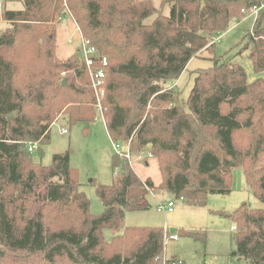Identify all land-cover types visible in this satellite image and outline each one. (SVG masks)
<instances>
[{
  "label": "trees",
  "instance_id": "16d2710c",
  "mask_svg": "<svg viewBox=\"0 0 264 264\" xmlns=\"http://www.w3.org/2000/svg\"><path fill=\"white\" fill-rule=\"evenodd\" d=\"M263 4L162 0L157 8L151 0H23L22 8L2 11L10 24L0 33V262L176 264L164 254V227L130 225L111 240L103 230L119 226L127 211L149 208L156 188L190 205L229 194L237 167L264 203V77L249 81L241 64L215 55L213 65L196 70L187 99L171 86L193 57L214 52V39L241 10ZM65 12L100 57H108L103 117L112 141L126 144L132 156L156 157L161 172L156 184L115 154L113 168L122 170L96 186L104 206L99 214L91 211L68 150L55 153L49 165L34 161L29 150L49 141L61 115L70 125L97 118L80 48L67 58L57 54ZM242 43L254 70L263 71L264 11ZM232 218L236 254L246 264H264V207L244 203Z\"/></svg>",
  "mask_w": 264,
  "mask_h": 264
},
{
  "label": "rangeland",
  "instance_id": "374dc122",
  "mask_svg": "<svg viewBox=\"0 0 264 264\" xmlns=\"http://www.w3.org/2000/svg\"><path fill=\"white\" fill-rule=\"evenodd\" d=\"M0 1V14L4 10L23 7V0ZM151 1L155 7L160 8L162 0ZM170 8V3L166 4L163 13L168 15ZM263 11L264 4L260 6L258 14ZM241 13L243 16L241 15L240 19L232 20L229 28L214 39V52L204 50L198 57H193L175 81L176 87L182 92L183 100L187 99L194 86L196 70L213 65L214 61L211 58L215 55L221 61L241 64L248 74L249 81L264 77V70L261 72L254 70L248 56L249 51L242 50L244 44L242 39L252 28L255 16L248 12L243 13L242 10ZM154 17L155 15L145 19V23H151ZM9 24L0 17V33ZM57 28V54L60 58H67L80 46L81 32L68 12L63 14ZM62 127L67 128L68 132L63 133ZM114 144L116 142L112 141L101 113H98L92 122H79L74 125L69 124L67 116L61 115L51 126L49 141L37 144L31 156L34 161L49 165L55 153L68 150L71 165L77 169L78 179L82 183L81 189L90 199L91 211L99 214L104 210V206L97 195L96 186L113 181L115 173L122 170L121 166L113 168V157L117 154L124 158L127 152L124 145L120 146L119 151L115 150ZM146 160L149 161L148 165ZM131 163L141 177L150 176L156 184L160 183L161 172L156 157L148 154L132 156ZM231 184L233 188L231 193L209 194L204 205L187 204L172 193L156 188L148 195L149 208L127 211L119 226L103 230L104 238L111 240L115 235L122 234L130 225L160 226L167 231L164 254L168 259L177 258L183 264H246V261L236 254L232 213L244 203L255 208L264 207V203L250 189L242 167L233 170ZM170 200L175 202L173 211H158V205L167 204ZM172 227L195 232L199 234V238L175 231L174 233L179 236L173 239Z\"/></svg>",
  "mask_w": 264,
  "mask_h": 264
},
{
  "label": "built area",
  "instance_id": "2783aa9c",
  "mask_svg": "<svg viewBox=\"0 0 264 264\" xmlns=\"http://www.w3.org/2000/svg\"><path fill=\"white\" fill-rule=\"evenodd\" d=\"M0 5H1V1H0ZM259 6L254 7V9L252 10L251 14H253L255 16V19L257 18V16L259 15ZM243 13H245L246 11L243 9L242 10ZM80 30V28H79ZM80 52L82 55V58L84 59L88 70H89V74H90V78H91V82H92V86L94 88L95 94H96V108H97V114L101 113L103 116V98L105 96L106 93V78H107V65H108V57L107 56H103L100 57V53L99 50L92 45H89L86 40L83 38L82 34H81V41H80ZM104 118V117H103ZM62 132L63 133H67L68 129L65 127H62ZM37 142L35 143H31L29 145V150L30 151H34V149L36 148ZM124 145L127 152L126 155H124V158L128 159L131 162L132 159V154L130 152V149L127 147L126 144H123L121 142H116V144L113 145V148L117 151L120 150V146ZM118 173H115V175H117ZM174 206H175V202L170 200L167 204H160L158 205L157 209L158 211H173L174 210ZM235 228V226L233 227ZM173 239H177L178 235L173 233L171 236ZM176 264H183L180 260H178V262Z\"/></svg>",
  "mask_w": 264,
  "mask_h": 264
},
{
  "label": "water",
  "instance_id": "95a60500",
  "mask_svg": "<svg viewBox=\"0 0 264 264\" xmlns=\"http://www.w3.org/2000/svg\"><path fill=\"white\" fill-rule=\"evenodd\" d=\"M66 82H67V79L64 78L63 79V84H66ZM175 230H176V228H174V227L171 228V232H174Z\"/></svg>",
  "mask_w": 264,
  "mask_h": 264
},
{
  "label": "crops",
  "instance_id": "0c3cea01",
  "mask_svg": "<svg viewBox=\"0 0 264 264\" xmlns=\"http://www.w3.org/2000/svg\"><path fill=\"white\" fill-rule=\"evenodd\" d=\"M79 47H80V46H79ZM79 47H77L75 50L79 49ZM75 50H74V52H75ZM69 56H70V55H69ZM69 56H68V57H69ZM174 85H175V82H174L171 86H174ZM153 157H154V156H153ZM146 161H147V160H146ZM146 163H147V165H148V164H149V161H147ZM135 170H136V169H135Z\"/></svg>",
  "mask_w": 264,
  "mask_h": 264
}]
</instances>
